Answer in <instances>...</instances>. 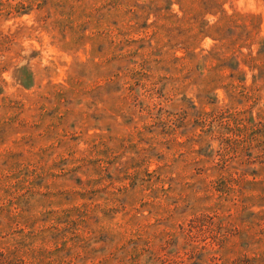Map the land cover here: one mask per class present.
Returning <instances> with one entry per match:
<instances>
[{
  "label": "rangeland",
  "instance_id": "374dc122",
  "mask_svg": "<svg viewBox=\"0 0 264 264\" xmlns=\"http://www.w3.org/2000/svg\"><path fill=\"white\" fill-rule=\"evenodd\" d=\"M0 264H264V0H0Z\"/></svg>",
  "mask_w": 264,
  "mask_h": 264
}]
</instances>
